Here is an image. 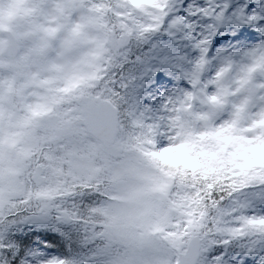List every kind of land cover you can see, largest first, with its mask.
I'll return each instance as SVG.
<instances>
[{
    "label": "rangeland",
    "instance_id": "rangeland-1",
    "mask_svg": "<svg viewBox=\"0 0 264 264\" xmlns=\"http://www.w3.org/2000/svg\"><path fill=\"white\" fill-rule=\"evenodd\" d=\"M101 2L107 0H0V242L4 232L16 227L15 221H2L7 209L22 201L21 223L81 227L92 250L80 263L175 264L178 252L199 235L201 255L205 252L208 257L200 261V255L198 263L208 264L218 243L216 236L244 215L241 202L218 207L212 230L207 213L196 217L186 209L180 198L184 187L172 175L157 177L155 157L185 156L189 148L184 145V127L189 128L192 115L204 134V146L208 131L223 129L235 138L231 128L238 126L243 145L251 149L240 148L241 160L236 157L233 170L243 169V180L264 189V125L256 123L264 120V41L222 59L208 58L203 52L192 55L191 50L180 53L183 64L185 60L191 66L189 77L175 61L168 70L171 79L157 83L155 72L164 66L155 55L156 46L168 38L158 27H148L155 23V10L130 0H109L99 9ZM7 29L13 31L19 47L12 59L3 53ZM145 30L149 31L144 34L150 42L148 54L139 72L129 76L133 97L129 125L121 130L120 121L115 143L103 145L81 124L84 106L77 99L89 93L91 71L95 94V71L125 56L131 37ZM30 33L33 40L28 39ZM119 84L127 92L123 81ZM64 124L72 126L73 135L51 143ZM215 151L211 154L222 157L210 158L213 163L226 152ZM249 161H255V166L240 167ZM94 178L104 184L93 193L108 197L94 200L88 212H82L85 198L68 183ZM260 200L264 203V197ZM258 213H264V204ZM230 238L228 251L233 255L249 242ZM233 248L238 251L230 252ZM27 258L32 264H41L42 258L56 264L57 259L37 249Z\"/></svg>",
    "mask_w": 264,
    "mask_h": 264
},
{
    "label": "trees",
    "instance_id": "trees-1",
    "mask_svg": "<svg viewBox=\"0 0 264 264\" xmlns=\"http://www.w3.org/2000/svg\"><path fill=\"white\" fill-rule=\"evenodd\" d=\"M108 4L109 0H107V3L101 2L100 5L97 4V6L99 9H103V6ZM147 31L145 30L142 33L139 32L138 34H134L131 37L127 54L113 63L102 64L94 74L96 85L93 86V92L103 98L112 100L118 106L121 130L127 128L129 125L128 108H130L129 102H131L132 105L133 101V97L128 89V87L131 86L129 76L131 74L136 75L139 72L141 62L144 61L143 59L147 56L150 48L149 38L144 36ZM175 61L178 63L177 67L182 70L183 75L189 77L187 72H190L188 68L191 66L185 60V64H183V60L179 58V55H177L176 59L172 61L170 65H163L165 68H163V71H165L166 75H168V70ZM174 75L175 74L172 76ZM136 78H138V76H136ZM114 79L117 80V83L113 81ZM122 81L127 87V92H124L120 88V84L118 85V83ZM145 93H148V91ZM182 112L183 111L180 112L181 116ZM194 119L192 115L187 121L189 128L187 129L184 127V137H186V140L184 139V145L187 144L189 150L184 151V157H176L178 158L177 162H172L169 159V157L172 156H168L167 154L157 155L155 157L157 177H161L160 175H163L162 177L172 175L174 177V182L184 187V191L180 195V198L183 199V204L186 209H188L191 215H197L196 217L202 213H207L210 219L212 218V223L210 224L212 230L214 229L213 223L216 219L218 207L224 206L227 203L237 204L238 201H240L239 207H241V212H243L244 215L258 214L259 206L264 204L260 200L261 197H264V189L260 188L261 185L259 183H251V181L246 182L243 180L241 178V175L244 173L243 169L237 170V172L233 170L235 169L233 162L237 160L236 157H238L239 162L241 160L238 155L240 148L244 146L246 149H251L249 145H243L244 141L240 138L241 134L238 132V126H233V128H231L232 131H235V138L221 131L210 134L207 130L208 132L205 135L206 145L204 146L201 142V133L199 129H197L195 123H193ZM213 123L212 120L209 122L211 130L214 129V126H212ZM211 135H214L213 138H211ZM235 143L238 144V148ZM232 148L234 150H232ZM215 149L218 151L219 149H225L226 152H224L220 162L213 163L210 158L216 160L222 157L218 154H211V151L217 152ZM43 151L44 148H40L39 152ZM187 152L193 156L189 157ZM38 160L42 161V158ZM184 160H187L194 166L190 167L189 163H184ZM246 164L248 163H245V165ZM106 182L107 181H105V183ZM103 184L104 183L94 178L89 182H69L68 186L75 190L76 193L83 194L85 199L84 203L81 204V211L88 212L94 200L108 197L106 193H93L92 191L95 188L99 190L102 189ZM31 189L32 191L35 190L33 187H31ZM24 206L22 201H15L14 205L7 209V216L2 219V221H4L5 224H11L12 221H15L16 227L10 228L4 232L2 235L3 239H1L2 243H7L14 247V235L17 237V240L20 236L25 234H27L29 239L36 235L44 236L50 241L48 247L54 249V251H50V253L57 257L56 264H86L83 262L80 263V260L84 259L87 255V250H92V244L87 245L88 240L86 234L83 233L80 226H61L56 223L38 226L36 224L21 223L19 218L24 215ZM244 206L246 208H244ZM1 227L2 224H0V229ZM256 238L257 237L254 236L253 240ZM216 239L219 242L221 237L216 236ZM35 249H37L36 246L25 248V257H28L31 251ZM217 250L218 249L214 250L212 257ZM237 251L236 248H233L230 252L236 253ZM207 257L208 254L202 252L200 261L207 259ZM229 258L230 257H226V259ZM200 261L198 264H200ZM3 264H6L5 260H3ZM24 264H28L27 260L24 261Z\"/></svg>",
    "mask_w": 264,
    "mask_h": 264
},
{
    "label": "snow or ice",
    "instance_id": "snow-or-ice-1",
    "mask_svg": "<svg viewBox=\"0 0 264 264\" xmlns=\"http://www.w3.org/2000/svg\"><path fill=\"white\" fill-rule=\"evenodd\" d=\"M130 2L147 5L155 10L152 17L155 23L148 27H158V30L168 38V42L156 46L155 55L162 65H170L178 54L187 53L189 50L192 55L203 52L208 58L222 59L230 52L239 54L251 44L264 41V0H130ZM153 79L160 83L171 78L165 71L157 70ZM210 99L216 100L217 97L212 96ZM256 123L264 125V120ZM164 151L169 152L171 149ZM169 159L172 162L178 160L173 157ZM184 163L189 162L184 160ZM189 166L194 165L189 163ZM254 166L255 161L240 165L241 168ZM232 236L249 240L234 255L228 251L232 244L230 238ZM252 236L257 238L249 239ZM13 240L14 247L0 242V259L5 260L6 264H24L25 260L32 264L31 260L25 257L24 250L29 246H36L37 251L42 253L54 251L48 247L50 241L44 236L36 235L29 239L25 234L17 240L14 235ZM215 247L218 250L208 264H264V213L245 214L233 221L223 229V235ZM41 264L50 262L42 258Z\"/></svg>",
    "mask_w": 264,
    "mask_h": 264
},
{
    "label": "water",
    "instance_id": "water-1",
    "mask_svg": "<svg viewBox=\"0 0 264 264\" xmlns=\"http://www.w3.org/2000/svg\"><path fill=\"white\" fill-rule=\"evenodd\" d=\"M9 40L4 48V53L14 58L18 54L19 47L17 38L11 30L7 31ZM28 39L33 40L34 35L28 34ZM38 59L41 55H37ZM264 76V69L262 70ZM79 104L85 105L83 116L80 122L85 126L86 130L95 136L103 145H112L115 143L119 133L120 119L117 106L109 99L92 95V101L89 95H80L77 99ZM74 129L69 124H64L57 130V134L52 138L53 142L61 141L64 138L72 136ZM202 238L194 235L187 243L184 250L179 251L176 264H197L201 255Z\"/></svg>",
    "mask_w": 264,
    "mask_h": 264
},
{
    "label": "flooded vegetation",
    "instance_id": "flooded-vegetation-1",
    "mask_svg": "<svg viewBox=\"0 0 264 264\" xmlns=\"http://www.w3.org/2000/svg\"><path fill=\"white\" fill-rule=\"evenodd\" d=\"M90 89H89V96H90V100L92 101V71H91V74H90ZM92 137V135H91Z\"/></svg>",
    "mask_w": 264,
    "mask_h": 264
}]
</instances>
